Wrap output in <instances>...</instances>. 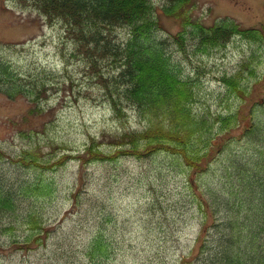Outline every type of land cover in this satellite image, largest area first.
<instances>
[{"label": "rangeland", "instance_id": "374dc122", "mask_svg": "<svg viewBox=\"0 0 264 264\" xmlns=\"http://www.w3.org/2000/svg\"><path fill=\"white\" fill-rule=\"evenodd\" d=\"M164 2L150 0L161 39L180 30L177 20L158 10ZM28 4L0 0V60L23 74L24 83L35 77L48 83L37 106L0 93V178L5 185L30 186L20 197L17 217L3 222L0 264H82L86 242L98 234L106 240L102 264H178L196 251L200 221L191 199L193 171L172 154L137 157L117 146L118 136L144 125L131 108L116 111L111 104L117 63L97 54L85 59L87 52L76 51L60 24L49 25ZM192 17L208 27L227 19L263 34L261 39L237 34L219 46L193 47L187 39L185 54L167 42L181 78L200 85L193 111H223L244 124L251 106L264 97V0H195ZM126 32L117 28L111 36L122 42ZM238 73L244 81L232 77ZM223 78L245 86L243 103L225 97ZM89 146L91 153L85 151ZM29 148L36 149L27 155ZM99 152L116 158L94 159ZM63 153L64 163L57 166ZM211 169L213 182L192 177L197 193L199 185H214L222 170L215 164ZM26 215L36 220L23 221ZM9 240L26 242L11 249Z\"/></svg>", "mask_w": 264, "mask_h": 264}, {"label": "trees", "instance_id": "16d2710c", "mask_svg": "<svg viewBox=\"0 0 264 264\" xmlns=\"http://www.w3.org/2000/svg\"><path fill=\"white\" fill-rule=\"evenodd\" d=\"M21 1L39 11L49 25L60 24L76 51L83 48L87 52L85 59L97 54L117 63L111 104L116 111L131 108L144 124L141 131L118 136L121 142L117 141V146L124 145L129 155L137 157L143 153L172 154L180 165L193 171L191 199L196 203L200 221L196 251L178 264H264V97L251 106L244 124L238 122L237 115H223V111L195 112L191 105L196 101L200 85L181 78L167 50V42H173L185 54L187 39L193 47H201L204 42L219 46L237 34L261 39L262 32L241 30L227 19L210 27L203 26L192 17L195 0H165L158 9L163 16L179 23L180 30L167 39L157 36L159 15L150 0ZM117 28L127 30L122 42L114 41L111 36ZM232 77L237 82L244 81L240 73ZM37 79L24 83L27 78L23 74L0 60V93L7 98L31 99L37 106L48 83ZM222 82L225 97L240 98V103L245 101V86L236 87L233 79L223 78ZM238 130L242 133L235 137L233 132ZM92 148L89 146L85 151L91 153ZM35 149L29 148L26 154ZM99 153L94 159L116 158ZM66 155L63 153L58 159L57 166L64 163ZM36 158L35 153L32 163H36ZM213 164L222 169L214 185L206 184L203 188L199 185L201 191L197 193L198 184L192 177L201 180L203 176L204 180L213 182ZM29 187L5 185L0 178V230L5 229L4 220L17 217L16 213L21 211L20 197ZM27 218L36 220V216L26 215L23 221ZM12 224V221L8 223ZM38 240V236L33 239ZM25 242L11 240L9 247ZM105 243L99 234L89 238L83 248L82 264H102Z\"/></svg>", "mask_w": 264, "mask_h": 264}]
</instances>
